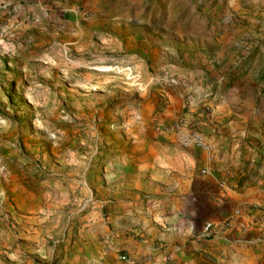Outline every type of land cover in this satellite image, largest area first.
Here are the masks:
<instances>
[{
    "label": "crops",
    "instance_id": "obj_1",
    "mask_svg": "<svg viewBox=\"0 0 264 264\" xmlns=\"http://www.w3.org/2000/svg\"><path fill=\"white\" fill-rule=\"evenodd\" d=\"M87 1L80 7L88 9ZM218 73L196 65L179 72L183 81L165 94L163 108L151 96L107 153L93 151L86 163L57 168L26 188L12 186V206L0 201V264L46 263L38 257L129 264L120 256L156 264H264V123L251 95L256 74L238 78L221 97ZM178 131L196 132L205 147L183 148ZM207 222L212 229L200 238Z\"/></svg>",
    "mask_w": 264,
    "mask_h": 264
},
{
    "label": "rangeland",
    "instance_id": "obj_2",
    "mask_svg": "<svg viewBox=\"0 0 264 264\" xmlns=\"http://www.w3.org/2000/svg\"><path fill=\"white\" fill-rule=\"evenodd\" d=\"M81 1L0 0L4 205L12 186L107 153L151 96L163 108L193 65L219 72L221 97L256 74L251 95L264 123V0Z\"/></svg>",
    "mask_w": 264,
    "mask_h": 264
},
{
    "label": "built area",
    "instance_id": "obj_3",
    "mask_svg": "<svg viewBox=\"0 0 264 264\" xmlns=\"http://www.w3.org/2000/svg\"><path fill=\"white\" fill-rule=\"evenodd\" d=\"M126 73L128 76L131 78L133 77L132 72L129 68H126ZM134 78V77H133ZM170 83H175L176 80H169ZM179 134V143L183 148L189 147V146H195V147H205V144L202 140V138L193 131H178ZM212 229V224L211 223H204L201 227V230L198 234L200 238H205L209 235L210 231ZM120 259L122 261H126L129 264H156L155 262H151L150 259L148 260H143V261H130L128 260L125 256H120ZM169 260V257H165L163 262L166 263Z\"/></svg>",
    "mask_w": 264,
    "mask_h": 264
}]
</instances>
